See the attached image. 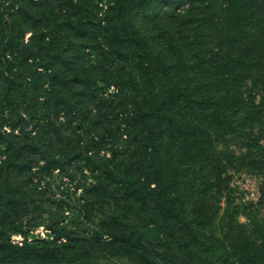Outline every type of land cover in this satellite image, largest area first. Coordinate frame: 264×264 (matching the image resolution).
<instances>
[{"label":"trees","instance_id":"1","mask_svg":"<svg viewBox=\"0 0 264 264\" xmlns=\"http://www.w3.org/2000/svg\"><path fill=\"white\" fill-rule=\"evenodd\" d=\"M59 114L94 133L55 144ZM263 140L264 0H0V264H264L239 219L264 181L244 202L229 171H264ZM67 167L84 233L26 240L34 178Z\"/></svg>","mask_w":264,"mask_h":264},{"label":"rangeland","instance_id":"2","mask_svg":"<svg viewBox=\"0 0 264 264\" xmlns=\"http://www.w3.org/2000/svg\"><path fill=\"white\" fill-rule=\"evenodd\" d=\"M28 33H25V36ZM259 93H263L262 91H259ZM106 94V93H105ZM106 102V100L104 101ZM107 103L100 104L98 105L97 108L93 107L92 104L89 106L88 113L93 116L94 121L97 123L96 127L98 129H103L108 123L110 122L109 119L111 118V111L110 107L107 106ZM37 111L40 113L41 112V105L35 106ZM31 110V109H29ZM53 121L55 123H59L60 126V133L61 136L59 138H54L53 140L55 141L54 143L57 145H60L61 143L64 142V136L71 137L74 140L79 141H86L89 140V136H91L93 128L91 126H88V124H77L74 120L70 122V124H65V117L59 114L56 119ZM34 120H30V123H27V126H30ZM34 130V127H33ZM32 130V132H33ZM107 133V132H105ZM46 137V135H44ZM96 137V136H93ZM107 137V136H104ZM99 139V138H98ZM108 140H103V137H101V140L99 141H93L92 145V151L95 153L97 157H101L104 154L109 155L110 150V142L106 143ZM264 141V140H263ZM228 145L229 147L234 150L235 152L239 153L240 151H243L244 149L239 148L238 145L240 143H235L233 139L230 137L228 139ZM53 143V144H54ZM121 143V138L117 137L114 141V145H120ZM39 162H42V160H39ZM69 167V166H68ZM66 169V172L58 171L57 168L52 170V175L51 179L48 180V184H44V181L42 180L43 178H34V183L35 188H32L31 191L29 192L27 196V203H21L26 211H20L18 217L21 219V224L26 225V240H31L34 241L39 236H44L45 233H47V228H45V224L48 223H53V217L56 216V222H54V225L60 226L62 230H70V233H84L82 232V226H83V218L80 215V211L78 210L77 203H75V199H73L71 196L74 194H78L80 191V187L76 188L75 191H73V183L67 181V171L68 168ZM239 170H232V168H229L230 172H233V177L239 172V171H247L250 174L254 176V188L256 187L258 191L260 192V185L262 181H264V171L261 170H254L252 168H246V167H239ZM71 169V168H70ZM84 171V170H83ZM232 181V179H231ZM230 181V187L231 190L234 189V191L237 193V200L240 199V195L237 192L238 186ZM68 185V186H66ZM49 196L50 198H55V197H63L64 195L69 198L67 204L65 202L63 203V206L61 207H56L55 203H50L47 202L44 199L45 196ZM40 197V198H39ZM32 199V201L30 200ZM224 199V197H222ZM38 202L39 206H34L33 203ZM105 203V202H103ZM224 203L222 202V205ZM62 211V214H61ZM26 216V217H25ZM239 219L243 221L246 225V228L248 231L252 232L253 235H257V232L263 230L264 231V210L262 208L255 210V213L250 218H247L244 214H241L239 216ZM250 219V220H249ZM52 220V222H50ZM258 236V235H257ZM22 235L18 233H12L11 234V239L13 240H22ZM118 264V263H116ZM124 264V263H123Z\"/></svg>","mask_w":264,"mask_h":264},{"label":"built area","instance_id":"3","mask_svg":"<svg viewBox=\"0 0 264 264\" xmlns=\"http://www.w3.org/2000/svg\"><path fill=\"white\" fill-rule=\"evenodd\" d=\"M231 182L238 186L237 192L242 201L257 200L259 191L256 187L254 188V176L252 174L247 171H239Z\"/></svg>","mask_w":264,"mask_h":264}]
</instances>
